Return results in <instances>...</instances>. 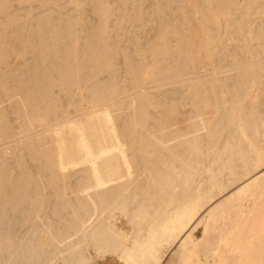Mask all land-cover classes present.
<instances>
[{"label": "bare ground", "instance_id": "6f19581e", "mask_svg": "<svg viewBox=\"0 0 264 264\" xmlns=\"http://www.w3.org/2000/svg\"><path fill=\"white\" fill-rule=\"evenodd\" d=\"M107 260L264 264V0H0V264Z\"/></svg>", "mask_w": 264, "mask_h": 264}, {"label": "rangeland", "instance_id": "374dc122", "mask_svg": "<svg viewBox=\"0 0 264 264\" xmlns=\"http://www.w3.org/2000/svg\"><path fill=\"white\" fill-rule=\"evenodd\" d=\"M12 59H13V61H14V56H12V57H10V59H9V61H8V64H12L13 63V61H12ZM123 220V219H122ZM200 226V225H199ZM199 226H198V228H199ZM122 262V263H121ZM117 263L118 264H125L123 261H117ZM97 264H115L114 263V261L112 262L111 260H107V261H105V262H103V263H97Z\"/></svg>", "mask_w": 264, "mask_h": 264}]
</instances>
